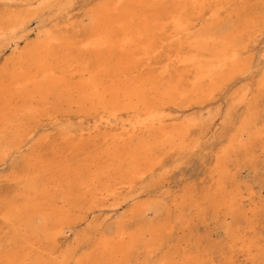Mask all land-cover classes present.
Segmentation results:
<instances>
[{
	"label": "bare ground",
	"instance_id": "bare-ground-1",
	"mask_svg": "<svg viewBox=\"0 0 264 264\" xmlns=\"http://www.w3.org/2000/svg\"><path fill=\"white\" fill-rule=\"evenodd\" d=\"M0 1L7 9L0 18V43L14 44L12 72L0 74L1 155L21 150L40 121L57 118L64 103L90 116L67 139L66 149L33 152L14 167L16 179L25 183L20 195L0 204L11 226L0 264H131L140 253L155 254L165 236L174 234L175 222L181 229L192 223L190 208L203 213L192 196L173 201L169 210L159 202L134 206L139 224L125 223L121 214L93 226L89 250L79 254L70 247L77 234L61 241L73 226L70 208L87 206L82 222L95 209L119 206L159 164L163 147L184 149L191 132L200 145L218 119L231 127L204 199L215 216L225 212L233 220L224 229L227 251L216 261L196 243L191 248L182 242L158 262L264 264V240L256 232L264 200L257 202L253 191L241 187L231 164L236 151L253 161L252 144L264 137V112L256 103L264 72L248 103L254 89L241 85L223 112L220 105L208 107L227 84L251 72L245 54L264 33V0H86L89 7L79 21L68 16L61 23L65 29L51 25L21 49L17 40L40 11L59 6L69 14L66 6L73 0ZM13 1L19 9L11 8ZM191 102L206 107V115L181 109ZM91 147L99 150L90 152ZM81 150L84 157L72 165ZM171 209L179 213L172 216ZM158 213L165 217L156 219ZM241 217L247 220L243 227Z\"/></svg>",
	"mask_w": 264,
	"mask_h": 264
},
{
	"label": "rangeland",
	"instance_id": "rangeland-1",
	"mask_svg": "<svg viewBox=\"0 0 264 264\" xmlns=\"http://www.w3.org/2000/svg\"><path fill=\"white\" fill-rule=\"evenodd\" d=\"M3 2V1H2ZM0 1V18L3 17L6 7ZM6 2H10L7 0ZM19 1H13L11 8L19 9L17 4ZM72 6L73 9H70ZM59 6L54 10L44 9L40 11V16L32 20L27 25L26 31L23 33L25 38L18 39L20 49L34 41H36L37 33L48 29L51 25H58L59 28H64L65 25L61 24L63 21L68 22L67 17H73V22L80 20L84 14L86 7H89L86 0H73L72 5L66 6L70 10L69 14L65 10L58 11ZM14 10V9H13ZM54 11V12H52ZM66 31V30H65ZM70 32V31H69ZM1 39V37H0ZM9 42V40H8ZM12 44H6L5 41L0 43V74L4 71L10 72L12 69V59L14 53L12 52ZM13 54V55H12ZM245 59L251 63L252 70L245 77H242L234 82L227 84L215 97L214 101L208 106L215 108L220 105L222 112L226 107V100L235 94L237 88L241 85H249L252 92L248 95L245 103H248L249 98L256 95L255 85L257 79L261 77L264 72V33L252 43L245 54ZM263 70V71H262ZM12 72V71H11ZM257 80V81H256ZM264 92L258 98V109L264 112ZM64 103L57 118L46 119L44 118L35 130L31 133L25 146L12 157H3L0 153V204L12 199L14 196L20 195L24 189V181L16 179L20 174L14 170L17 163H20L23 157H28L30 154L37 153L39 150L43 153H50L53 148L66 149L68 147L67 139L70 136L76 135L79 128L86 127V121L90 116L78 114L75 109H70ZM215 106V107H214ZM191 107L190 112H202L206 115V107H201L200 104L188 103L187 106H182L181 109ZM207 107V108H208ZM245 104L239 106V112L243 110ZM183 110L179 111L182 113ZM92 117V116H91ZM221 120H216V126L212 131H209L205 138L200 140V145L194 132L184 142L187 146L173 147L169 149V145L162 148L159 157V164L152 169L151 172L140 182H137L133 191L121 197L119 206L113 208L106 207L103 209H95L91 212L86 220H82L83 213L87 212V206L70 208V218L68 219L70 225H73L70 230H66L65 237L61 241L72 240L77 234L78 239H73L70 245L71 248L76 249L77 254L80 252H88L89 241L93 232V226L101 225L104 222H110L123 214L124 221L127 224H139L137 217L134 216L133 208L136 205L145 202H159L163 204L167 210L173 205V201L179 202L183 197L192 196V199L201 204L203 213H199L195 207L190 208L186 215L188 218H193L192 223L186 225L184 229L180 228V223L175 222L177 228L174 234L169 238L165 236L162 240L161 247L155 254L150 257L144 256L140 253L137 259L131 264H159L161 257L169 255L179 243L187 242L189 247H194L197 244V249L204 254L211 253L216 261H219L223 251H227L228 237L224 233V229L229 225L230 220L225 212H220L215 216L211 206L204 198L208 190L213 189L212 175L214 159L216 154L220 151L224 142V136L228 133V127L231 123L226 124V128L220 126ZM84 124H81V123ZM180 122V121H179ZM104 127L99 129L100 134L105 132ZM215 129L216 134H214ZM213 132V134H212ZM224 133V134H223ZM226 133V134H225ZM104 135V134H103ZM215 136V137H213ZM212 137V138H211ZM224 137V138H223ZM223 139V140H222ZM136 142V139L134 140ZM255 156L253 161L247 159L243 151H236L232 156L231 164L235 167L234 171L239 173V183L244 190H251L254 192V198L257 202L264 200V137L257 139L252 144ZM99 147H91L90 152H96ZM81 150L78 155L73 158L72 165L77 164L84 155ZM15 158V160L13 159ZM13 160V161H12ZM14 162L16 164H14ZM72 207V206H71ZM264 210V207H263ZM172 216L177 215L179 210L171 209ZM150 218L154 217L151 213L148 214ZM163 214H157L156 219L163 218ZM176 217V216H175ZM153 219V220H156ZM80 221V222H79ZM247 220L241 217L238 221L240 226H244ZM233 224V222H232ZM236 224H234L235 227ZM256 232L260 240H264V213L258 216ZM11 232V226L6 223L0 214V249L8 248V237ZM94 239V237H93ZM196 249V248H195ZM142 252V250H141ZM203 253V252H202Z\"/></svg>",
	"mask_w": 264,
	"mask_h": 264
}]
</instances>
